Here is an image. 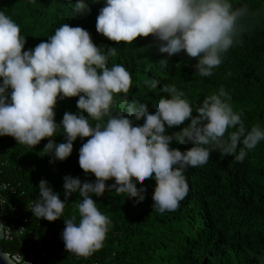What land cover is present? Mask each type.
I'll return each instance as SVG.
<instances>
[{"label":"clouds","instance_id":"9594fccd","mask_svg":"<svg viewBox=\"0 0 264 264\" xmlns=\"http://www.w3.org/2000/svg\"><path fill=\"white\" fill-rule=\"evenodd\" d=\"M87 6V0H77L73 10L82 12ZM250 14L247 4L235 6L233 0H105L96 28L116 42L132 43L137 37L153 35L161 52L172 56L184 51L197 59L196 73L211 77L238 42ZM26 43L20 25L0 10V136L10 135L19 144L34 147L53 138L59 129L64 142L49 139L43 150L59 160L72 154L78 137H89L79 149V164L85 173L95 174V182L67 175L65 199H61L42 179L40 198L29 207L35 217L55 221L63 216L68 198L79 194V220L67 218L62 233L73 255L91 256L106 239L111 221L93 196L114 189L139 202L145 198L146 187H137L133 177L136 181L154 178V211H175L189 192L185 175L189 167L207 164L213 151L243 162L264 141V126H246L224 86L194 106L175 83L159 88L165 95L152 101L154 111H149L145 101L129 102L130 71L121 63L108 66L116 47L98 46L82 26L63 23L48 40L24 51ZM166 65L167 59L162 58L160 66ZM158 83L156 79L144 81L150 89ZM120 93L125 107L114 112ZM70 97H79L80 111L65 112L57 123L58 100ZM141 118L143 122L137 123ZM189 120L176 138L193 146L172 147L169 129ZM113 178L115 183L109 184Z\"/></svg>","mask_w":264,"mask_h":264},{"label":"trees","instance_id":"16d2710c","mask_svg":"<svg viewBox=\"0 0 264 264\" xmlns=\"http://www.w3.org/2000/svg\"><path fill=\"white\" fill-rule=\"evenodd\" d=\"M76 2L0 0V10L20 25L21 35L27 41L24 51L48 40L63 23L82 26L90 32L94 43L105 50L116 47V55L109 58L108 66L121 63L130 71L132 87L128 100L145 101L149 111L155 110L152 101L165 95L159 92L163 84L175 83L193 106L224 86L232 96L234 110L243 113L246 126L250 128L255 123L264 126V0H233L235 6L247 4L251 14L244 20L238 42L211 77L196 73L197 59L186 52L172 56L161 52L153 35L137 37L132 43L110 40L96 28L105 0H87L88 6L82 12L73 10ZM162 58L167 59L163 67ZM148 79L159 81L156 89L144 84ZM123 96V93L116 95L114 112L124 109ZM78 99L58 100L57 123L65 112L80 111ZM193 115L198 113L194 111ZM142 122L143 118L137 121ZM188 123L190 120L169 129L173 134L172 147L186 150L193 146L179 143L176 138ZM49 139L61 143L65 137L58 129L53 138L29 147L10 135L0 136V179L18 190L16 195L7 192L6 196L28 219L24 239L33 243L36 252L48 255L45 264H264V141L250 150L243 162L213 151L207 164L189 167L185 173L189 192L175 211L163 214L154 211V178L136 181L133 177L137 187H146L145 198L139 202L135 196L114 189H107L103 196H93L111 223L103 247L91 256L81 257L70 253L62 239L66 219L76 216L79 220L76 202L82 198L78 193L68 198L63 216L55 221L35 217L29 207L40 198L42 179L60 193L61 199H65V176L95 182V174L85 173L79 164V149L89 137H78L72 154L65 160L43 152ZM108 183H115V179ZM5 212L8 224L11 217L7 207ZM1 245L11 255L22 250L21 241L4 240Z\"/></svg>","mask_w":264,"mask_h":264},{"label":"built area","instance_id":"2783aa9c","mask_svg":"<svg viewBox=\"0 0 264 264\" xmlns=\"http://www.w3.org/2000/svg\"><path fill=\"white\" fill-rule=\"evenodd\" d=\"M7 192L14 196L18 190L8 182L0 179V204L4 208H8L11 217L10 222L8 224L6 222L5 240L10 242L21 241L22 243V250L19 253L11 255L13 260L17 264H45L48 255L46 253L36 252L33 249V243L24 239L28 232V219H24L20 208L9 201L6 196Z\"/></svg>","mask_w":264,"mask_h":264},{"label":"water","instance_id":"95a60500","mask_svg":"<svg viewBox=\"0 0 264 264\" xmlns=\"http://www.w3.org/2000/svg\"><path fill=\"white\" fill-rule=\"evenodd\" d=\"M6 228V212L5 208L0 204V264H17L11 254L5 253L1 242L5 240Z\"/></svg>","mask_w":264,"mask_h":264}]
</instances>
